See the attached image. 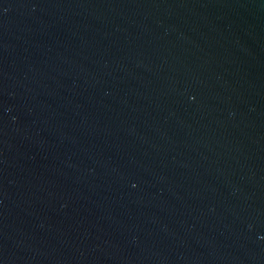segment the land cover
I'll use <instances>...</instances> for the list:
<instances>
[{"label":"water","instance_id":"95a60500","mask_svg":"<svg viewBox=\"0 0 264 264\" xmlns=\"http://www.w3.org/2000/svg\"><path fill=\"white\" fill-rule=\"evenodd\" d=\"M0 264H264V0H0Z\"/></svg>","mask_w":264,"mask_h":264}]
</instances>
